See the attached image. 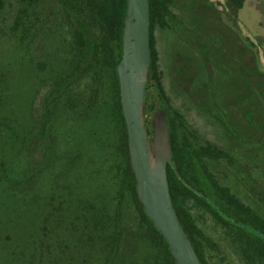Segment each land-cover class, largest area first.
I'll return each mask as SVG.
<instances>
[{
    "label": "trees",
    "instance_id": "obj_1",
    "mask_svg": "<svg viewBox=\"0 0 264 264\" xmlns=\"http://www.w3.org/2000/svg\"><path fill=\"white\" fill-rule=\"evenodd\" d=\"M46 1L48 0H0V16L14 2L19 5L13 24L9 28L10 38L15 45L13 51L16 52L12 53L14 59L9 56L7 61L9 65L15 61L16 74L13 76L10 66L8 68L5 66L4 70H0V137H4V141L0 139V146H3L4 150V157H1L2 153H0V183H2L1 190L5 196V213L7 216H15L19 234L22 235V247H25L33 239L37 228L41 227V224L43 227L44 220L48 222L49 216L52 217L51 220L56 217L51 213L54 207L58 206L59 209L61 208L59 212L64 213L65 219L58 218L55 224L60 226L70 224L71 227H78L80 231L82 229L79 232L80 235H85L82 239L83 243L90 244V247L95 242V235L98 234L102 245L101 252L106 253L103 264H124L123 253H121L122 232L116 218L114 220L109 212L99 204L100 199L97 192L94 193L93 189L85 192L79 179L75 182L70 179L76 173L73 168L74 161L61 143L56 142L59 122L67 115L69 117L73 114L82 116L88 109H98V116L104 121L103 112L109 110V118L113 125L121 161L118 168L119 190L122 194L126 192L130 196L140 214L144 227V239L156 250L157 264H175L168 244L154 227L151 219L144 213L143 205L137 195V182L130 162L127 127L123 117L117 72V65L122 58L123 30L128 0H54L55 5L60 8L59 14L55 13L54 17L45 9L38 12ZM223 1L225 10L218 14L225 16L232 25L242 22V15L248 0ZM208 4L212 12L217 11L212 1ZM150 5L153 65L150 81L147 84L146 115L147 126L151 130V116L157 109L162 108L160 98L162 102L169 103L155 72L153 36L157 25L166 26V17L170 14L169 8L172 2L171 0H150ZM38 18L40 23H37ZM260 23L258 22V25ZM261 28L263 31L264 24H261ZM39 40L41 48L45 49L46 56L44 60L41 59L36 63V67L34 64L33 67L36 68L34 70L29 51ZM250 46L255 47L254 44ZM250 46L245 43L241 48L246 51V82L248 83L253 78L255 80L259 72L257 54ZM33 72L35 77L32 79L31 73ZM22 73L28 77L25 78ZM256 81L260 82L258 78ZM36 88L42 93V99L35 104L32 97L29 107L32 114L28 118L25 116V109L27 108L26 103L30 104L29 91L35 89L37 92ZM151 91L157 96L159 102L157 107L152 101ZM250 92L256 94V87L253 86ZM259 92L262 107L253 109L261 118L260 109L264 107L263 82H261ZM16 99L24 103L23 109L19 108ZM163 107L166 109L164 103ZM166 111L173 161L177 164L179 173L189 184L205 194L219 210L229 215L218 201L213 200L212 193L200 190L197 185L199 182L197 175L202 176L203 158L210 157L219 160L227 158L226 153L207 146L202 147L194 158L193 147L187 145L183 154L184 167L188 166L194 173L193 182L179 161L180 138L176 131V124L178 120L180 125L183 124V118L178 113H175V117H171L168 108ZM223 125L226 124L223 123ZM104 128L107 129L105 126ZM102 151L103 147H101ZM208 177L213 187L219 188L214 177L211 175ZM168 178L173 205L201 264L207 263L200 240L207 243L209 247H213L214 243L196 228L194 218L189 212L188 201L190 200H195L200 207L210 211L224 227L231 230L236 229L246 236L249 235V239L262 240L220 215L215 207L188 189L170 167H168ZM219 191L221 198L226 197L229 204L245 206L243 202L231 195L227 188H220ZM74 217L79 219L78 222L66 221ZM243 219L238 215L233 218L236 222L246 224ZM11 225L13 222L10 219L5 221L7 229L1 239H5V244L13 240L9 230ZM240 241L245 242L242 238Z\"/></svg>",
    "mask_w": 264,
    "mask_h": 264
},
{
    "label": "rangeland",
    "instance_id": "obj_2",
    "mask_svg": "<svg viewBox=\"0 0 264 264\" xmlns=\"http://www.w3.org/2000/svg\"><path fill=\"white\" fill-rule=\"evenodd\" d=\"M211 1L217 11L212 12L209 8L202 7L197 0H171L166 26L157 25L154 30L155 72L169 101L168 104L163 102L165 107L168 108L171 117H175V113H178L183 118L185 126L190 131L194 130V142L202 146L219 147L231 154L230 159H204L219 184L244 202L245 206L259 215L260 219H264V133H260L264 131L262 129L264 107L260 109L261 127L257 134H254L246 133L248 127L233 116L232 105L244 94H240L237 87L239 83L241 84L239 73L241 59L239 53L237 57L236 51L245 43L248 46L255 45L250 47L254 53L256 52L259 61V72L256 76L264 83V30L261 31V24H264V1L248 0L242 15L243 20L238 25H232L225 16L218 14L225 10L223 0ZM42 7L38 12L45 9L52 17L55 13L59 14L60 8L55 5L54 0L46 1ZM18 9V3L14 2L0 16V70L10 66L13 76L16 74L15 61L12 65L7 61L9 56L14 59L12 53L16 51H13L15 45L10 38L9 28ZM206 17L209 18L208 22ZM258 22L261 23L258 25ZM37 23H40L39 18ZM45 37L48 39V35ZM29 52L35 67L39 60L45 59V49L41 48L40 40L33 44ZM25 73L22 75L27 78ZM31 76L32 79L35 77L34 72ZM250 81L247 82V86L252 89L255 80L253 78ZM202 83L209 84V87L213 88L214 95L211 92L208 96V90L196 88ZM250 93L248 99L251 101L246 96V103L254 108L257 96L254 92ZM29 94L30 104L26 103L25 109V116L28 118L32 114L29 109L32 97L35 104L39 103L35 89L29 91ZM151 98L157 107L159 102L152 91ZM16 102L20 109L24 108V103L22 104L20 99H16ZM260 107L262 105H258V108ZM217 108L222 111L225 108L229 110L232 118L230 123L236 131V138L228 136V134L232 136L231 132L226 133ZM71 116L67 115L59 122L58 139H56V142H60L65 151L70 153V158L74 161L73 168L76 171L74 175L77 177L72 175L70 179L74 182L79 179L85 192L88 189L97 192L99 204L114 220L116 218L122 232L121 253L124 264L130 262L157 264L156 250L144 239V227L134 203L126 192L122 194L119 190L118 168L121 161L109 110L103 112L104 121L98 116V109H88L82 116L74 114ZM179 122L178 120L176 124L179 138H183L184 131L188 138L192 139ZM104 126L107 127L106 130ZM0 139L4 141V137ZM101 147H103L102 152ZM0 148L1 157H4L3 146ZM60 148L61 146L57 152ZM89 185L91 187H88ZM1 187L2 183H0V264H103L106 253L101 252L99 235H95V242L90 247V244L83 243L82 239L85 235H80L82 229L80 231L78 227H71L70 224L61 226L55 224L58 218L65 219L64 213L59 212L61 208L55 205L51 215L56 217L51 220L52 217L49 216L48 222L44 220L43 227L41 224V227L37 228L31 242L22 247V235L19 234L16 218L5 213V196ZM220 201V205L233 215L236 214L253 223L258 222L255 214L250 215L244 212L243 207L229 204L226 197ZM188 206L198 231L214 243V247L206 248L200 240L205 261L208 264H223V262L243 264L238 251L240 238L247 243H252L251 239L236 229L224 227L210 211L200 207L195 200L188 201ZM8 219L13 222L9 228L13 240L5 244V239H1L6 233L5 221ZM78 220L75 217L66 219L68 222H78ZM213 257L215 258L212 261Z\"/></svg>",
    "mask_w": 264,
    "mask_h": 264
},
{
    "label": "water",
    "instance_id": "obj_3",
    "mask_svg": "<svg viewBox=\"0 0 264 264\" xmlns=\"http://www.w3.org/2000/svg\"><path fill=\"white\" fill-rule=\"evenodd\" d=\"M150 0H128L123 30L122 58L117 65L123 115L128 134L136 190L145 215L168 244L175 264H201L173 205L168 178L171 166L177 178L220 215L264 239V233L244 226L189 184L173 161L170 130L164 108L157 109L147 126L146 92L152 71Z\"/></svg>",
    "mask_w": 264,
    "mask_h": 264
},
{
    "label": "flooded vegetation",
    "instance_id": "obj_4",
    "mask_svg": "<svg viewBox=\"0 0 264 264\" xmlns=\"http://www.w3.org/2000/svg\"><path fill=\"white\" fill-rule=\"evenodd\" d=\"M210 1L211 0H197L198 4H200L202 7L209 8L210 10H212L209 7V4H208V2L210 3ZM205 19L207 20V22L209 21V18L206 17ZM212 20L214 22L213 18H212ZM243 46H240V48L236 51V55L238 57V53H239V58L241 59V61L239 60V64L240 63L241 64L240 65L238 64L239 65V73L241 75V84L239 83L237 87H238V90H240V94H243V93L244 94L242 95L241 99H238L236 101V103L232 104L234 106L233 116L235 118H237V120H239L240 122L244 123L246 125V127H248V130H246V133L252 132L254 134H257V131H259L258 130L259 127H261L260 116H259V114L257 113L256 110L254 111L253 107H251V104L249 106L247 105L246 99H245L246 96H247V99H248V94L250 93V89H248L247 82H246V60H245L246 51L245 50H241V48ZM204 47H206V46H204ZM206 48H208V47H206ZM233 56H235V55H233ZM32 63H33V61H32ZM256 80H257V76H255V81ZM37 81H39V80L37 79ZM255 81H254V87H256V96L259 97V98L257 97L258 99L255 98V102H254L255 105H256L255 109H257L258 105H260L259 103L261 102L260 101V92H259L260 89H261V81H260V79H259L260 82H257V81L255 82ZM196 88L197 89L208 90V92H207L208 96L211 94V92L214 95L213 88L209 87V84L202 83L200 85H197ZM36 94H37V97L39 98V100H41L42 99V93L38 89H37ZM211 100H213V98ZM249 101H251V100H249ZM249 101H248V103H250ZM160 102H161L160 103L161 107L164 108L161 98H160ZM166 109H164V110L166 111ZM217 110H218V108H217ZM218 113H219L221 121L224 124H226V125H223V127L226 130V133L227 134L230 133V132L232 133V136H231V134H228V136L232 137V138H236L237 137L236 131L233 130V127H232V125L230 123V120L232 118H231V115L229 114V110L226 109V108L223 111L219 109ZM166 115H167V111H166ZM123 117H124V115H123ZM167 120H168V116H167ZM181 126H182L183 129L185 128V130H187V133L190 134L192 139H189L188 136L183 131V138L179 139V141H180V143H179V150H180L179 161H180V163L182 165V168L186 171V173L188 174L190 179L194 182V173L191 172V170H190V168H188V166L184 167L183 154L185 152V149L187 148L186 146L190 145L194 149V158H195L196 154L198 153V151L202 147H207V146H202V145L196 144L194 142V139H195L194 130L190 131L187 128V126H185V123L181 124ZM261 132H263V131H260V133ZM234 141L236 142V140H234ZM210 147L216 148V149H220L219 147H213V146H210ZM220 150L225 152L226 153V157H227V158H222V159H230L231 158V154H229V151H226L225 149H220ZM176 152H177V150H176ZM177 158H178V156H177ZM205 158H208V159H211V160H216V159H213V158H210V157H204L203 158V162L202 163L204 165L203 164L201 165L202 176L201 175H197L198 178H199L198 179L199 182L197 183V185L199 186L200 190H205V191H208V192L212 193V197H213L214 201L216 200L218 202H221L220 200H223V199L220 196L221 193H220L219 189L222 188L223 186H221L219 184V182L217 181L216 177L208 169V167H207V165L205 164V161H204ZM169 167L172 168L171 166H169ZM198 173H199V170H198ZM208 175H211L212 177H214V179L217 181V184H218L219 188L216 189L215 186L213 187L212 182L210 181ZM222 197H223V195H222ZM243 204H244V202H243ZM243 208H244V212H247L250 215H254L255 214L254 211L252 209H250L249 207L244 206ZM228 214L229 215H227V216L229 218H231V219L235 218V216H236V214L233 215L231 212H228ZM138 215L140 217V214H138ZM258 216L256 215V218ZM258 218H257L258 222H256V223H252V221H250V220L243 219L246 222V224H243V225L247 226V227H250V228H252L254 230H257L259 232H263L264 233V219H260V218L258 219ZM249 233L252 234L253 236L259 237V236L255 235V234H253L252 232H249ZM247 236H248V238H250L249 235H247ZM259 238L262 239L261 237H259ZM193 239H194V236H193ZM251 241H252V243L242 242V243H239L240 245H238L239 246L238 247V251H239L240 259H241L242 263L243 264H264V239H262V240L251 239ZM203 243L205 245L204 247L212 248L211 246L209 247V245L207 243H205V242H203ZM214 258L215 257H213L212 261L214 260ZM223 261H225V260H223ZM223 264H224V262H223Z\"/></svg>",
    "mask_w": 264,
    "mask_h": 264
}]
</instances>
